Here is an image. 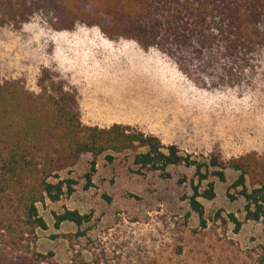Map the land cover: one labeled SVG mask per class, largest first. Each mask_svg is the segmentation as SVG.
Masks as SVG:
<instances>
[{
  "label": "rangeland",
  "instance_id": "obj_1",
  "mask_svg": "<svg viewBox=\"0 0 264 264\" xmlns=\"http://www.w3.org/2000/svg\"><path fill=\"white\" fill-rule=\"evenodd\" d=\"M51 16L39 7L18 25L0 24L1 80H20L36 92L48 69L76 93L84 125L130 126L199 162L213 152L225 160L255 153L264 161V43L231 56L222 45L191 44L193 53L174 51L188 63L185 73L157 47L111 40L82 23L57 31ZM140 151L97 158L88 187L89 155L59 174L75 182L74 191L37 204L47 228L36 232L29 253L21 252L29 264H264V219H244V201L230 188L236 172L227 170L220 182L200 181L184 164L147 171L134 164ZM209 182L214 198H198L202 226L188 200ZM65 209L90 219L79 229L69 222L55 228L54 214ZM231 213L242 222L236 233Z\"/></svg>",
  "mask_w": 264,
  "mask_h": 264
},
{
  "label": "trees",
  "instance_id": "obj_2",
  "mask_svg": "<svg viewBox=\"0 0 264 264\" xmlns=\"http://www.w3.org/2000/svg\"><path fill=\"white\" fill-rule=\"evenodd\" d=\"M39 7L51 9L54 30H71L77 23L95 26L111 40H131L145 50L157 47L185 73V58L174 51L193 53L191 44L203 49L222 45L231 56L256 51L264 43V0H0V24L18 25ZM37 88L32 92L20 80L0 79V264H29L21 252L29 253L36 232L47 228L37 204L72 194L75 182L59 174L85 155L91 157L86 187L97 158L108 154L111 160L110 154L128 151L141 150L133 159L140 169L163 173L184 164L193 167L200 181L215 177L226 182V171L231 170L238 174L230 188L244 201V219H264V161L255 153L225 160L213 152L202 162L192 160L175 145L165 146L130 126L84 125L76 93L48 69L41 70ZM207 187L202 192L194 187L188 200L202 226L204 209L198 198L215 196L214 184ZM89 219L65 209L54 214V227L69 222L79 229ZM227 219L238 232L242 222L232 213Z\"/></svg>",
  "mask_w": 264,
  "mask_h": 264
},
{
  "label": "crops",
  "instance_id": "obj_3",
  "mask_svg": "<svg viewBox=\"0 0 264 264\" xmlns=\"http://www.w3.org/2000/svg\"><path fill=\"white\" fill-rule=\"evenodd\" d=\"M114 124H118V123H114ZM111 125H112V124H111ZM111 125H110V126H111ZM96 127H97V126H96ZM108 127H109V126H108ZM108 127H106V128H108Z\"/></svg>",
  "mask_w": 264,
  "mask_h": 264
}]
</instances>
